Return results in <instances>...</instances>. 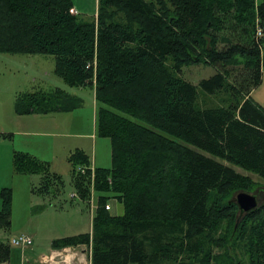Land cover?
I'll return each instance as SVG.
<instances>
[{"label":"trees","instance_id":"16d2710c","mask_svg":"<svg viewBox=\"0 0 264 264\" xmlns=\"http://www.w3.org/2000/svg\"><path fill=\"white\" fill-rule=\"evenodd\" d=\"M257 18L264 22V1L98 0L97 15L86 20L73 0H0V52L52 54L69 85L94 86L98 131L111 139L110 168L95 167L93 180L90 168H73L81 198H90L91 185L99 193L92 232L54 246L91 243L92 264H163L200 252L210 261L203 239L218 247L230 241L232 229L216 233L223 220H237L232 195L255 186L234 166L264 178V109L253 98L264 72ZM193 62L222 68L195 84L182 75ZM200 89L224 94L222 103L200 105ZM71 99L61 88L36 90L17 94L15 107L46 114L71 109ZM77 154L73 163L90 167V157ZM23 159L19 172H39ZM3 196L0 228L11 217L6 189ZM111 198L124 206L121 215L106 207ZM234 235L249 264H264V202ZM10 254L0 239V263Z\"/></svg>","mask_w":264,"mask_h":264},{"label":"rangeland","instance_id":"374dc122","mask_svg":"<svg viewBox=\"0 0 264 264\" xmlns=\"http://www.w3.org/2000/svg\"><path fill=\"white\" fill-rule=\"evenodd\" d=\"M263 1L257 0V3ZM73 4L82 19L92 20L97 15L98 0H73ZM55 67L56 58L52 54L0 52V211L4 208L3 190L6 189L7 196H11L10 225L0 228V239L11 245L8 264H23L25 255L32 248L36 255L40 254L51 243V238H59L61 234L78 235L72 233L74 225L83 228L79 234L91 232L90 208L94 218L99 205V193L91 185L89 201L85 199L88 203L79 196L72 176L73 168L83 172L78 161L75 160L74 164L71 160L75 154L83 152L88 155L90 167L94 169L96 166H112L111 139L100 135L98 131L99 103L95 97V87L71 86L56 73ZM220 68L193 62L183 67L182 75L198 84L201 79L208 78ZM237 72L239 70H235L234 74ZM234 74L230 76L231 80H234ZM55 88L72 94L70 103L74 106L71 109H53L46 114L17 112V94L36 90L51 92ZM199 91L200 105L222 103L224 94L208 95L201 89ZM253 98L264 109V72L261 83L253 92ZM19 157L29 163L35 160L38 166L36 171L39 172H31L29 168L19 172L16 169ZM234 167L252 178L255 186L248 192L256 193L260 204L263 203L264 178L240 166ZM50 174L56 177H50V182L44 184L43 177ZM91 177L93 180L95 170L92 173L91 169ZM235 195L236 192L232 199ZM106 207L114 216L124 212V206L115 198L110 199ZM222 222L216 238L225 235L226 227L228 231L232 229V238L222 247L212 244L210 238L203 239L205 247L211 246L210 261L203 258L204 253L200 252L191 257L181 255L180 259L187 257L184 262L165 260L163 264H249L245 242H241L242 246L238 247L233 240L240 221L238 224L237 220L234 224H229L227 220ZM20 234L33 237L32 247H19L11 243V238ZM82 245L76 251L80 252V247H85L84 259H77L76 263L92 264L91 243ZM67 264H74V261L69 260Z\"/></svg>","mask_w":264,"mask_h":264},{"label":"crops","instance_id":"0c3cea01","mask_svg":"<svg viewBox=\"0 0 264 264\" xmlns=\"http://www.w3.org/2000/svg\"><path fill=\"white\" fill-rule=\"evenodd\" d=\"M111 199H113V198H111ZM86 200L84 199L83 201L87 202ZM61 207H63V206H61ZM62 211H66V210H62ZM91 211H92V209L90 208L91 219H92L90 228H91V232H92V221H93L92 214L93 213ZM73 229H75V230L72 233L79 234V233L82 232L81 230L83 228H81L79 225H74ZM36 234H34V235H36ZM64 235L65 234H61L59 236V238H51V243L48 246H46L45 249L42 250L43 252H41L40 254L36 255L34 253L35 251H33V248H32L25 255V259L23 261V264H67L69 260L74 261V264H77L76 263L77 259L79 261H82L84 259L83 253L86 251V248L85 247H80V252L76 251V248H79V245L83 246L82 244L68 245V246H63V247H56V246H54L52 244L55 239H60V238L67 237V236H64ZM70 235H68V236H70ZM28 247H32V245L28 246ZM91 254H92V249H91ZM30 256L32 257V259L30 258ZM90 257H91V255H90ZM0 264H8V261L7 262H2Z\"/></svg>","mask_w":264,"mask_h":264},{"label":"water","instance_id":"95a60500","mask_svg":"<svg viewBox=\"0 0 264 264\" xmlns=\"http://www.w3.org/2000/svg\"><path fill=\"white\" fill-rule=\"evenodd\" d=\"M234 201L238 206L237 224L243 216L259 207V198L256 193L240 190L236 192Z\"/></svg>","mask_w":264,"mask_h":264},{"label":"built area","instance_id":"2783aa9c","mask_svg":"<svg viewBox=\"0 0 264 264\" xmlns=\"http://www.w3.org/2000/svg\"><path fill=\"white\" fill-rule=\"evenodd\" d=\"M257 27H256V35L258 38H261L264 36V22H261V20L257 19ZM92 173H94V168L92 167ZM80 170L84 173L87 170V167H80ZM33 237L31 235L27 234H20L18 236H14L11 238V243L13 245L19 246V247H28L33 244Z\"/></svg>","mask_w":264,"mask_h":264}]
</instances>
